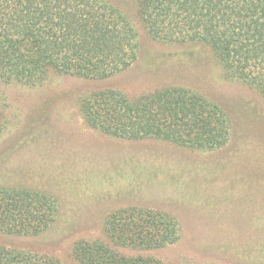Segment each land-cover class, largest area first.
Instances as JSON below:
<instances>
[{"label": "rangeland", "instance_id": "obj_1", "mask_svg": "<svg viewBox=\"0 0 264 264\" xmlns=\"http://www.w3.org/2000/svg\"><path fill=\"white\" fill-rule=\"evenodd\" d=\"M135 27L138 59L120 74L104 80L53 74L35 87L0 86V185L46 192L59 205L49 230L0 232V245L77 264V242L107 245L105 218L139 207L174 217L180 238L153 250L110 245L119 254L164 264H264V102L229 84L202 48L164 45ZM170 85L223 105L234 131L224 148L200 152L110 138L90 129L78 109L95 91L115 89L132 100Z\"/></svg>", "mask_w": 264, "mask_h": 264}, {"label": "trees", "instance_id": "obj_2", "mask_svg": "<svg viewBox=\"0 0 264 264\" xmlns=\"http://www.w3.org/2000/svg\"><path fill=\"white\" fill-rule=\"evenodd\" d=\"M122 2L0 0V86L35 87L53 74L85 80L120 74L138 59L137 22L164 45L200 53L202 48L229 84L264 102V0ZM78 109L90 129L123 141L157 140L213 152L234 135L233 118L223 105L185 86H166L132 100L115 89L95 91L80 99ZM58 211L51 194L0 185V232L39 235L54 224ZM103 224L107 245L97 239L77 242L72 249L77 264H164L119 254L110 245L153 250L180 238L178 221L150 208L115 210ZM0 264L62 263L0 245Z\"/></svg>", "mask_w": 264, "mask_h": 264}]
</instances>
